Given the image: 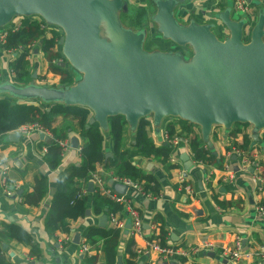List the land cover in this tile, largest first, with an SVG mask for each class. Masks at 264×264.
<instances>
[{
  "label": "crops",
  "instance_id": "obj_1",
  "mask_svg": "<svg viewBox=\"0 0 264 264\" xmlns=\"http://www.w3.org/2000/svg\"><path fill=\"white\" fill-rule=\"evenodd\" d=\"M129 1L128 13H122L127 14L130 22L126 27L134 31L143 29L146 31V41L154 40L164 52L179 51V46L163 39L157 32V26L153 22L155 7L151 0ZM247 2L249 12L244 16L249 23L250 16L256 19L260 11L264 12V0ZM178 7L181 19L177 15L175 17L179 23L187 24L191 20L211 23L215 33L217 29H220V32L223 29L222 39L227 37V31L218 20L217 14L230 7L233 18L242 17L234 16L231 0H221L218 5L213 0H187ZM12 23L0 28V83L10 81L16 85H25L31 82H54L55 85L61 86L58 75L47 73V62L41 53L39 40L31 43L33 45L27 56V75L21 80L13 79L10 61L19 52L15 53L13 48L6 49L3 43L1 44L2 34L7 30L11 31L9 29L13 26ZM254 23L248 24L249 29ZM55 50L61 52V47L57 44ZM181 53L187 57L185 53ZM59 60L57 65L63 71L71 73L74 78L70 67H62L60 63L63 59L60 57ZM1 96L10 97L6 93H0ZM34 102L47 106L39 101ZM147 120L149 124L146 132L149 140L156 147L165 143L172 144L175 161L163 160L153 154L134 155L130 162L145 177L140 182V190L117 181L113 170H105L101 165L104 188L124 199L120 203L121 210L115 212L121 222V227H118L120 239L115 264H126L130 251L137 253L135 264H165L167 261L149 248L150 241L160 243L159 234L162 231L163 245L173 246L185 252L184 256L176 257L173 261L176 264H264V259L255 255L256 249L264 245V214H258L256 211L257 204L264 202V188L258 189L250 168L242 170L238 166L230 148L232 145L242 146L251 156L264 161V129L258 134V139L254 140L253 128L249 124H235L230 129L223 126L213 127L210 135L211 147L205 145L209 151L222 157L223 167L219 168L214 164L196 163L193 160L187 136H180L186 132H183L179 119L166 117L159 126L154 125L150 117H147ZM66 123L71 126L66 138L68 146L54 169L49 168L44 161L45 142L48 139L40 136L42 132L31 130L23 133L17 130L0 136V249L10 264H88L85 261L86 255H95V264H105V255L101 250L103 237L94 234L92 242L86 240L90 228L98 230L100 227H113L108 219L105 226L99 225V217L105 212L97 213L91 207V192L96 187L92 183L91 190L88 189V184L92 181L80 185V197H87L86 210H90L89 216L84 213V216L75 220H68V231L57 229L48 233L45 226L51 198L55 193L64 190L59 175L81 161L79 147L82 139L78 134L77 119L71 115H57L51 126L61 127ZM167 124H173L175 132L172 138L177 139L175 144L165 135ZM191 128L201 138L199 127L193 124ZM232 131H236V135H231ZM132 135L133 130L127 125L124 132V145L127 148H131ZM72 138L78 140L76 147L72 145ZM102 146L105 154L111 153L113 156V141L108 130L104 131ZM183 153H187L191 160V166L187 170L184 168L185 162L181 159ZM180 176L184 177V181L192 189L191 194L182 188ZM3 177L13 194L5 193ZM40 179L44 181V194L39 197ZM148 179H154L159 185L156 194L143 190L141 183ZM133 213L139 220V228L134 226ZM237 239L240 241L238 255L233 257L222 254L223 248L234 249ZM83 240L91 247L88 253H83L80 249ZM205 243H211L214 250L205 251Z\"/></svg>",
  "mask_w": 264,
  "mask_h": 264
},
{
  "label": "water",
  "instance_id": "obj_2",
  "mask_svg": "<svg viewBox=\"0 0 264 264\" xmlns=\"http://www.w3.org/2000/svg\"><path fill=\"white\" fill-rule=\"evenodd\" d=\"M151 2L157 32L179 47L190 46V60L180 51H146V32L134 31L119 20V13H128L129 0H0V27L16 17L30 16L60 27L63 35L58 45L64 57L60 64L81 75L71 86L4 81L0 93L45 105L86 106L91 111L88 122H96L102 131L108 130V119L117 115L133 131L141 118L150 117L159 126L166 117H175L197 125L208 147L215 126L230 129L249 124L257 140L264 129V12L251 17L255 23L249 29L247 17L233 18L227 7L217 14L227 31L222 40L211 23H179L174 10L184 0ZM102 25L113 38L101 37ZM247 32L248 40L244 39ZM71 142L74 147L78 144L77 138ZM181 159L187 170L191 166L187 153ZM92 185L88 184L89 190ZM85 215H90L89 209ZM106 224L104 213L99 225Z\"/></svg>",
  "mask_w": 264,
  "mask_h": 264
},
{
  "label": "trees",
  "instance_id": "obj_3",
  "mask_svg": "<svg viewBox=\"0 0 264 264\" xmlns=\"http://www.w3.org/2000/svg\"><path fill=\"white\" fill-rule=\"evenodd\" d=\"M38 40L41 45V53L47 62V73L58 75L60 77L59 84L62 86L73 85L75 80H73L71 73L63 71L55 62L60 58V55L62 56L61 52L55 50V45L58 41L56 31H47L40 26L38 21L30 20V18L22 19L19 27L8 31L3 43V47L6 49L22 47L18 55L10 61V71L13 74V79L21 80L27 75L29 67L27 56L30 54L29 45ZM42 78L45 79L44 76ZM57 115H71L77 119L78 134L82 139L79 147L81 161L59 175V181L64 186V190L55 193L51 198V204L45 220L48 233H53L57 229L68 231V220H75L80 216H84L87 208V197H80V185L90 180V173L95 170L96 165H102L105 170H113L117 177L127 178L130 181L140 183L145 177L130 162L134 155L146 156L153 154L163 160H168L173 153L174 147L172 144L165 143L160 147L152 144L146 132V127L149 124L146 117L139 120L138 126L133 131L130 143L131 148H127L124 145V132L127 126L124 117L122 115L110 117L108 119V133L113 141V156L106 157L102 146L104 131L100 129L96 122L92 124L88 122L91 117V111L88 107L64 103L43 106L34 101H20L12 97L2 96L0 97V136L7 132L17 131L25 124H40L49 132V138L45 142L44 161L49 168L54 169L62 158V146L59 142L66 140L68 129L71 128L67 123L61 125V127H52V121ZM179 122L183 132H186V134H181L180 136H187L193 160L196 163L214 164L222 168V157L208 150L205 143L199 138L200 136L192 130L191 126L193 124L182 119H179ZM165 128L168 140L171 142L175 132L173 124H167ZM236 133V131H232L231 135H236ZM240 147L243 148L242 146ZM261 165L263 166L264 175V161L261 162ZM141 184L143 190H150L155 194L159 191V185L154 179L145 180V183ZM181 185L183 189L189 186L186 181ZM43 194L44 181L40 179L38 195L40 197ZM91 207L97 213L105 212L107 214L115 213L122 208L120 203L101 194L96 187L91 192ZM94 234H99L103 237L101 250L105 255V264H115L120 229L118 227H110L108 229L100 227L98 230L90 228L86 234V240L92 242ZM159 239L160 244L163 245L164 231L159 234ZM129 256L130 258L126 260V264H135L137 253L130 251ZM85 261L88 264H95L96 256L86 255ZM0 264H10L5 259L1 249Z\"/></svg>",
  "mask_w": 264,
  "mask_h": 264
},
{
  "label": "built area",
  "instance_id": "obj_4",
  "mask_svg": "<svg viewBox=\"0 0 264 264\" xmlns=\"http://www.w3.org/2000/svg\"><path fill=\"white\" fill-rule=\"evenodd\" d=\"M213 1L215 4L218 5V3L221 0H213ZM232 2H233V9L235 12L240 11V12L244 13V15L247 14V12H249V10H248L249 4H248L247 0H232ZM244 15L240 14V16H244ZM20 18H21L20 21L18 23L13 24V26L9 30H14L17 27H19L21 22H22V19L30 18V20L38 21L40 26L45 28L47 31H51V30L56 31L58 39L60 36L63 35V30L60 27L49 24V23L45 22L40 17L30 16V17H20ZM250 23H254V20L251 18V16L249 17V24ZM251 26H253V25H251ZM7 31L4 32L1 36L2 37L1 44L4 43ZM247 35H248V32H247ZM57 44H58V41H57L55 46H57ZM32 45L33 44L29 45L30 49H31ZM20 50H22V47H19L18 49H14V52L18 53ZM61 58L64 61L63 55ZM59 61L60 60L58 59L55 62H59ZM168 118H171V117H168ZM250 127H252V126H250ZM31 130H37V131H40L44 134L49 135V132L38 123L25 124V125H22L18 129V131L23 132V133H27ZM165 135L167 136L166 130H165ZM176 142H177L176 137L172 138L171 143L175 144ZM59 143L62 146V153H63L64 150L68 146V141L63 140V141H60ZM230 148H231L232 153L235 155V157L238 161V166L242 170H247L248 168L251 169V171L253 173V177L255 178L257 187L259 190H261L263 188V184H264V182H263V166L261 165L262 161L260 159H258L256 156H251V154L247 150L241 148L240 146L232 145ZM169 160L171 162L175 161L173 154H171ZM102 173H103L102 166L96 165L95 170L90 173V181H92V183L96 186V188L98 189V191H100L101 194L109 197L111 200H113L117 203H122L124 201V199L122 197H120L119 195L117 196L115 194H112L109 190L104 188V186L102 184V180H103V174ZM115 179L119 182L124 183L128 187H132L134 189L140 190V183H138V182H133L127 178H121V177H115ZM184 180H185L184 177L180 176V183H183ZM3 187H4V191L7 195L14 193L10 189V187L7 186L6 180L4 177H3ZM184 190H186V192L189 194H191L193 192L189 186L184 188ZM256 211L258 214H264V203H258L256 206ZM116 215H117L116 213H110L107 215V219L113 227H119L120 228L121 222H120V220H118ZM133 215L135 216L134 213H133ZM134 226H135V228H137V227L139 228V220L136 216L134 217ZM234 245H235L234 249H230L228 247L223 248L222 254H229L233 257H236L238 255L237 251L240 248L239 239H237L235 241ZM149 248H151L152 251H156L161 256V258L167 262L175 261L176 257L185 255V252L182 251L181 249L175 248L173 246L161 245L158 241H150L149 242ZM203 248L205 249V251H206V249H208L210 251L214 250L213 245L211 243H205L203 245ZM80 249L83 253H88L90 251L91 247L86 240H83ZM255 255L258 256L259 258L264 259V245H261L256 249Z\"/></svg>",
  "mask_w": 264,
  "mask_h": 264
},
{
  "label": "rangeland",
  "instance_id": "obj_5",
  "mask_svg": "<svg viewBox=\"0 0 264 264\" xmlns=\"http://www.w3.org/2000/svg\"><path fill=\"white\" fill-rule=\"evenodd\" d=\"M187 2V0H185L183 3H186ZM231 2H232V0H231ZM179 7H177L175 10H174V13H175V15H177L178 16V18H180V16H181V13L179 12V9H178ZM244 15V13H242V12H240V11H238V12H235V14H234V16L236 17V16H238V15ZM177 18V17H176ZM20 17H16V18H14V20L11 22L12 24H14V23H18L19 21H20ZM181 19V18H180ZM119 20H120V22H121V24L123 25V26H128L129 24H130V22L128 21V18H127V14L126 15H123L122 13H119ZM150 20V19H149ZM5 27V26H4ZM0 28H2V27H0ZM137 30H143V29H137ZM156 30V29H155ZM136 31V30H135ZM223 31V29L221 30V32ZM105 32V33H104ZM107 30H106V27H105V25H102L101 26V32H100V35H101V37H103V38H106V39H111L110 37H109V35L107 34ZM146 32V31H145ZM220 32V29H217L216 30V35L218 36V38H220V39H222L223 38V34ZM147 33H149L148 31H147ZM155 33H156V31H155ZM107 35V36H106ZM157 35V34H156ZM244 39H246V40H248V35H244ZM143 47H144V49L146 50V51H148V52H151V51H155V50H162V49H160V48H158V46L155 44V42H154V40L153 41H146V39H145V42H144V45H143ZM157 47V48H156ZM156 48V49H155ZM163 51V50H162ZM179 51H181V52H183V53H185V55L187 56V57H184V59L185 60H190V58H191V55H192V49L190 48V47H188V46H183V47H180L179 48ZM60 57H62L61 55H60ZM67 67H69V66H67ZM70 70H71V72L73 71V75H75L74 76V78H73V80H75L74 82H76L77 80H79L80 79V77H81V75L78 73V72H75L73 69H71L70 68ZM34 80H36V79H34ZM48 86H58V85H55V83L54 82H48V83H46ZM45 84V85H46Z\"/></svg>",
  "mask_w": 264,
  "mask_h": 264
},
{
  "label": "bare ground",
  "instance_id": "obj_6",
  "mask_svg": "<svg viewBox=\"0 0 264 264\" xmlns=\"http://www.w3.org/2000/svg\"><path fill=\"white\" fill-rule=\"evenodd\" d=\"M105 33V32H104ZM107 34L109 35V37H112L113 38V36L109 33V32H107ZM107 36V35H106Z\"/></svg>",
  "mask_w": 264,
  "mask_h": 264
}]
</instances>
